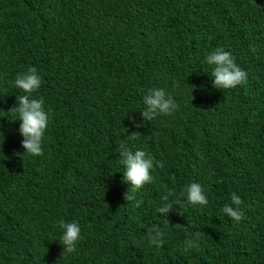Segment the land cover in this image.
Returning <instances> with one entry per match:
<instances>
[{
  "label": "trees",
  "instance_id": "obj_1",
  "mask_svg": "<svg viewBox=\"0 0 264 264\" xmlns=\"http://www.w3.org/2000/svg\"><path fill=\"white\" fill-rule=\"evenodd\" d=\"M218 47L246 82L212 85L205 56ZM30 66L50 122L42 153L19 157V121L5 112ZM154 87L177 108L149 121ZM123 143L157 162L152 183H121ZM193 181L207 206L181 197ZM233 191L238 222L222 212ZM169 192L183 214L174 205L165 218ZM61 219L81 224L74 253L58 241ZM197 234L200 248L186 249ZM0 264H264V0H0Z\"/></svg>",
  "mask_w": 264,
  "mask_h": 264
},
{
  "label": "clouds",
  "instance_id": "obj_2",
  "mask_svg": "<svg viewBox=\"0 0 264 264\" xmlns=\"http://www.w3.org/2000/svg\"><path fill=\"white\" fill-rule=\"evenodd\" d=\"M205 63L211 68L209 72L212 78V85L217 89H230L243 84L247 80V71L241 68L228 50L218 47L205 56ZM42 77L35 66H30L26 71L17 73L14 80V87L22 90L24 94L17 96L18 104L9 108L5 113H12L19 121V134L22 137L21 146L23 153L17 156L24 157L30 154L33 156L42 153V142L50 122V112L45 107L43 97L36 98L32 94L41 87ZM144 108L141 112L145 120H152L158 115H167L177 108L174 98L163 88H150L143 96ZM6 117V116H5ZM139 133H133L128 141H135ZM118 163L123 166L121 183L130 185V188L138 190L154 180L153 170L157 162L144 149L129 147L128 143L120 145ZM163 166L162 164L160 165ZM185 202L191 205L207 206L209 197L204 187L198 182H191L184 186L180 193ZM169 192L161 197V203L157 208L159 214L167 218L173 210L174 205H179L183 214L182 204L179 199L170 198ZM125 199L132 197L129 191L125 193ZM242 198L235 191L231 193V202L225 203L222 212L234 221L241 219ZM61 230L59 243L62 245L63 253H74L82 238V227L78 220L59 221ZM149 243L154 246H161L165 242V232L161 225L153 223L147 227ZM201 240L199 235L193 236L185 241L186 249H199Z\"/></svg>",
  "mask_w": 264,
  "mask_h": 264
}]
</instances>
